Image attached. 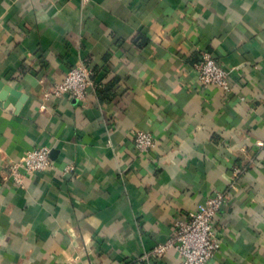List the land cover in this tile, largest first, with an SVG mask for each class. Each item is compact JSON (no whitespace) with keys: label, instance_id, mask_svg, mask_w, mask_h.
Instances as JSON below:
<instances>
[{"label":"crops","instance_id":"1","mask_svg":"<svg viewBox=\"0 0 264 264\" xmlns=\"http://www.w3.org/2000/svg\"><path fill=\"white\" fill-rule=\"evenodd\" d=\"M205 50L230 91L199 81ZM79 62L87 98L46 99ZM41 145L50 168L5 178ZM215 190L208 264H264V0H0V264H180L141 256Z\"/></svg>","mask_w":264,"mask_h":264},{"label":"built area","instance_id":"2","mask_svg":"<svg viewBox=\"0 0 264 264\" xmlns=\"http://www.w3.org/2000/svg\"><path fill=\"white\" fill-rule=\"evenodd\" d=\"M194 69L203 86L216 85L225 91L232 89L228 70L218 63L211 52L203 51L200 59L194 64ZM94 83L92 68L85 62H79L72 66L64 79L57 82L44 96L49 99L71 95L85 100L89 88ZM134 144L139 152L151 153L156 146V138L151 131L138 129L134 133ZM52 163L51 148L46 145L37 146L25 151L18 160L9 163L4 176L23 186L26 176L46 171ZM231 187L234 188L235 184L232 183ZM227 201V191H213L187 219L176 221V230L171 237L158 243L142 255L141 259L149 261L153 258H162L170 250L175 249L180 264H208L221 248L215 220Z\"/></svg>","mask_w":264,"mask_h":264}]
</instances>
